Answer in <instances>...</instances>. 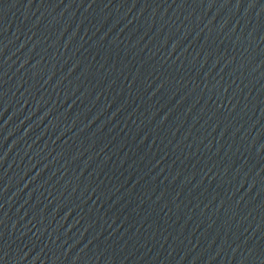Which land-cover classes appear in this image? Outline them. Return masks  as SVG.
Segmentation results:
<instances>
[{
	"label": "water",
	"instance_id": "obj_1",
	"mask_svg": "<svg viewBox=\"0 0 264 264\" xmlns=\"http://www.w3.org/2000/svg\"><path fill=\"white\" fill-rule=\"evenodd\" d=\"M0 264H264V0H0Z\"/></svg>",
	"mask_w": 264,
	"mask_h": 264
}]
</instances>
